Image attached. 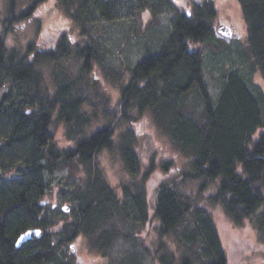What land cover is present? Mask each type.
Wrapping results in <instances>:
<instances>
[{"label": "trees", "instance_id": "trees-1", "mask_svg": "<svg viewBox=\"0 0 264 264\" xmlns=\"http://www.w3.org/2000/svg\"><path fill=\"white\" fill-rule=\"evenodd\" d=\"M19 1L0 0V88L7 87L0 101V264H76L62 247L82 234L95 233L122 209L97 162L99 153L117 149L130 174L140 171L133 130L121 132L119 143L114 144L115 121L108 127L85 129L100 114L85 108L86 104L94 109L98 106L77 89L83 80L99 87L88 76L91 61L98 58L90 38L95 26H89L117 18L114 0H57L61 13L77 25L80 40L73 43L62 33L54 49L43 51H37L33 43L22 50L8 48L7 12L13 14ZM40 1L20 4L19 14L27 17ZM238 1L250 56L264 77V0ZM216 10L214 0L193 1L190 10L173 20V30L157 52L129 68L113 70L109 76L120 89L123 119L130 117L131 110L139 114L151 111L160 130L187 157L185 179L202 180L201 190L217 182L208 204H221L236 224L250 221L264 234V131L259 133L264 127V91L256 95L234 71L225 74L214 101L205 84L202 56L190 48L192 42L213 36L211 20ZM72 51L85 60L82 75H72L66 63L58 64ZM195 87L201 98L202 121L187 116L180 104ZM57 121L64 124L74 142L66 149L59 148L54 139ZM63 165L83 166L87 178L84 191L67 196L73 198L68 204L69 209L74 204L71 214L64 209L57 212L58 202L50 205L47 197L52 183L48 176ZM172 185L161 182L151 204L160 222V235L168 236L195 219L193 229L186 226L183 241L188 246L201 243L199 264H229L211 216ZM129 202L137 205L136 220L147 221L145 194ZM30 230L31 238L19 245V238ZM115 234L116 230L103 231L97 240L99 247L107 248ZM160 248L158 260L172 264V252L165 244ZM190 253L186 251L182 264H192L195 256Z\"/></svg>", "mask_w": 264, "mask_h": 264}, {"label": "rangeland", "instance_id": "rangeland-1", "mask_svg": "<svg viewBox=\"0 0 264 264\" xmlns=\"http://www.w3.org/2000/svg\"><path fill=\"white\" fill-rule=\"evenodd\" d=\"M193 1L199 3L203 0H114L117 18L102 21L98 25H95V21L89 26H95L90 38L95 41V54L98 58L91 61L88 76L100 88L95 89L88 81L83 80L77 89L87 94V97H92L95 106H98L94 109L92 105L86 104L85 108L92 109V112L96 111L100 115L84 128L95 130L108 127L111 121H115L118 126H115L114 144L119 143L121 132L131 128L135 134L134 147L140 171L136 175L130 174L124 167L117 149H105L99 153L97 162L103 169L107 183L116 193L122 209L116 217L111 216L108 223L101 224V228L95 233L82 234L62 247L69 254L72 263L163 264L158 260V255L163 251L160 248L161 244H165L174 256L172 264H182V257L186 255V251H192L190 255L195 256L192 264H199L202 258L198 252L201 243L188 246L183 241L186 226L193 229L195 219L187 220V225L183 224L168 236L160 235V222L155 218L151 204L156 195L155 189L161 182L167 181L172 182L177 191L194 198L197 205L204 209L205 214L211 216L229 264H264V234L257 231L250 221L236 224L229 218L221 204H208L207 198L215 192L217 182L201 190L202 180L185 179L184 172L188 170V159L160 130L151 111L139 114L137 110H131L130 117L123 119L119 104L120 89L109 76V72L118 68H129L146 55L157 52L169 38L173 30V20L180 12L190 10ZM29 2L30 0H20L18 4L26 5ZM214 3L217 10L211 20L213 36L204 42H192L190 45L192 50H197L202 56L204 80L209 96L215 101L224 83L225 74L234 71L239 72L246 85L253 89L256 95H262L264 77L254 66V59L250 56L246 41L247 27L239 1L214 0ZM19 5L16 7V13L14 12L16 15L7 12L10 20L5 23V30H9L7 44L10 50H22L28 43H33L37 51L52 50L62 33H66L73 43L80 40L77 25L75 26L71 19H67L61 13L57 0H41L27 17L19 14L23 8ZM221 24L230 26L236 35L231 38L223 36L218 31ZM71 54L67 60L60 59L58 64H68V70L72 75L84 74L81 66L85 60L78 58L75 51ZM51 71L53 70L49 73ZM6 91L7 87L0 88V101ZM199 95L195 87L180 104L187 116L202 121L203 108ZM54 124V139L58 147L66 149L72 146L74 142L67 136L64 124L58 121ZM263 131L264 127L259 129V133ZM83 169H85L83 166L63 165L55 170L53 175L48 174V179L50 178L52 183L47 197L51 198L50 205L58 202L57 212L62 211L63 205L73 202V198L70 200L67 196L72 197L77 192L85 190L87 178ZM125 186L132 196L125 192ZM141 193L145 194L149 205L147 221L136 220L137 205L129 202L131 198ZM73 209L74 204L67 214H71ZM65 218L62 217V220ZM72 218L71 215L68 217L69 220ZM105 230H116L118 234H115L113 240L108 241L110 245L107 248H101L97 243L100 241L97 240Z\"/></svg>", "mask_w": 264, "mask_h": 264}, {"label": "water", "instance_id": "water-1", "mask_svg": "<svg viewBox=\"0 0 264 264\" xmlns=\"http://www.w3.org/2000/svg\"><path fill=\"white\" fill-rule=\"evenodd\" d=\"M218 31L225 37L227 38H231L234 34V32L232 31V29L230 28V26H228L227 24H221L218 27ZM64 210L68 211L69 210V206H65L63 208ZM33 231H27L26 233H24L18 241V244L21 245L23 242L27 241L28 239L31 238V234ZM36 234H39V231H35Z\"/></svg>", "mask_w": 264, "mask_h": 264}]
</instances>
